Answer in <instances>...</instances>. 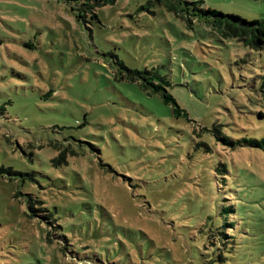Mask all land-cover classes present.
I'll list each match as a JSON object with an SVG mask.
<instances>
[{
	"label": "rangeland",
	"instance_id": "374dc122",
	"mask_svg": "<svg viewBox=\"0 0 264 264\" xmlns=\"http://www.w3.org/2000/svg\"><path fill=\"white\" fill-rule=\"evenodd\" d=\"M197 1L264 19V0ZM95 2L0 0V264H264V148L210 131L264 136V45Z\"/></svg>",
	"mask_w": 264,
	"mask_h": 264
},
{
	"label": "trees",
	"instance_id": "16d2710c",
	"mask_svg": "<svg viewBox=\"0 0 264 264\" xmlns=\"http://www.w3.org/2000/svg\"><path fill=\"white\" fill-rule=\"evenodd\" d=\"M115 0H96V6L113 3ZM157 3L174 15L184 20L187 27H192L194 22L209 27L221 39L235 38L243 45L251 49H259L264 45V19H246L238 14L224 13L210 7H203L200 1L197 0H146V4L142 7L150 6ZM87 6V7H91ZM93 17L97 14L93 12ZM130 72V80L138 81L139 86L149 91L150 94L158 93L165 104L172 106V113L175 116L183 115L186 113L178 106L175 98L168 92L167 86L170 85L165 76L157 73L153 69L145 70H132ZM44 96H47L45 94ZM220 124L213 125L210 129L214 138L222 144L234 147L235 145H247L251 147L264 148V136L261 138H246L232 139L223 134L220 130ZM197 145H202L201 142ZM206 149L208 146L206 145ZM223 171L226 167L221 164ZM223 179V177H221ZM33 203L29 202L28 207L35 210ZM227 212H234L233 205L223 207ZM232 237V236H230ZM226 238H229L226 236Z\"/></svg>",
	"mask_w": 264,
	"mask_h": 264
}]
</instances>
